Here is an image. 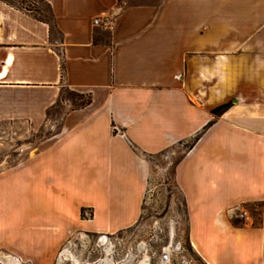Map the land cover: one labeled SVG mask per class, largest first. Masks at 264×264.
<instances>
[{
	"label": "crops",
	"instance_id": "0c3cea01",
	"mask_svg": "<svg viewBox=\"0 0 264 264\" xmlns=\"http://www.w3.org/2000/svg\"><path fill=\"white\" fill-rule=\"evenodd\" d=\"M42 1L49 20L0 0V127L42 120L62 86L88 101L0 160V252L52 264L74 233L133 226L149 159L199 134L174 171L188 241L204 264H264V13L247 31L220 0ZM103 10L113 31L92 23Z\"/></svg>",
	"mask_w": 264,
	"mask_h": 264
},
{
	"label": "rangeland",
	"instance_id": "374dc122",
	"mask_svg": "<svg viewBox=\"0 0 264 264\" xmlns=\"http://www.w3.org/2000/svg\"><path fill=\"white\" fill-rule=\"evenodd\" d=\"M7 1L32 10L33 14L39 18L48 20L50 18L49 9L42 0ZM220 2L222 18L229 17L231 27L236 26L238 29L244 28V30L251 31L258 25L259 17L257 16L264 13V0H220ZM227 24L228 22H222L219 28L229 27ZM223 69L224 65L221 66L222 73ZM34 100H36L35 97L32 99L30 96L28 105L30 114L40 107L33 102ZM87 100L86 94L62 86L56 103L46 108L42 120L36 122L28 117L23 119V123L11 124L9 128L0 127L2 166L18 159L21 153L33 152L40 140L58 131L59 121L66 110L79 106ZM193 141L194 138L183 144H176L149 159V176L138 221L129 228L106 233L113 245L111 256L114 262L137 263L147 255L150 257L151 264H159L167 255L164 259V262L167 261L166 264H204L188 241L184 199L174 177L176 164L185 151L192 146ZM91 216L90 210H83V218L88 219ZM86 235L88 242L85 244L79 238L78 233L70 235L67 241L73 240L75 244L69 248L82 263H94L104 255L99 244V240L103 237L97 233H86ZM2 249L0 247V250ZM56 255L52 264L56 262ZM124 259L125 262H121ZM22 260L26 264H35L25 259ZM64 264L72 263L66 261Z\"/></svg>",
	"mask_w": 264,
	"mask_h": 264
},
{
	"label": "bare ground",
	"instance_id": "6f19581e",
	"mask_svg": "<svg viewBox=\"0 0 264 264\" xmlns=\"http://www.w3.org/2000/svg\"><path fill=\"white\" fill-rule=\"evenodd\" d=\"M220 59L221 60H220L219 64H220V66H222V65H224V60H223L224 58L220 57ZM221 78H223L222 72H221ZM171 234H173V231H171ZM100 235H102V237H103L100 240V242H101V244H104L103 247H104V251H105V258H104L105 263L106 264H115L113 262V259H112V256H111L112 255V247H113L112 242L108 239L107 234L101 233ZM81 241L84 242V238ZM68 243H70V242H68ZM70 245H71V243H70ZM193 247L196 249V245L195 244H193ZM61 256L63 257V259L60 261V264H64V262H66V261L71 262L72 264H84V263H82L79 260V258L77 256H75L73 254L72 250L69 248V245H66L64 248H62L59 251V253H58L57 257H56L55 264L57 263L58 259ZM166 258H167V255L164 256V259H166ZM164 259H162V261L159 264H166L167 261L164 262ZM0 262H1V264H24L23 262L20 261V259L16 258V256L8 255V254H6L4 252H0ZM137 264H151L149 256L145 255L140 260V262L137 263Z\"/></svg>",
	"mask_w": 264,
	"mask_h": 264
},
{
	"label": "built area",
	"instance_id": "2783aa9c",
	"mask_svg": "<svg viewBox=\"0 0 264 264\" xmlns=\"http://www.w3.org/2000/svg\"><path fill=\"white\" fill-rule=\"evenodd\" d=\"M118 14L119 12L117 10H103L99 14L93 17L92 23L95 26H98L106 31H113L116 28L117 22H118ZM246 214L245 211H240V213L237 215L238 217L242 218ZM102 237V235H100ZM106 243V242H105ZM100 247H102V251L104 252V255L102 258H100L98 261L93 262H87L84 264H106L104 261L105 258V251H104V244H101L99 240ZM114 262V261H113ZM121 262H125V259ZM134 262V261H133ZM115 264H119L118 262H114ZM139 263V262H137ZM137 263H130V264H137ZM123 264H128L123 263Z\"/></svg>",
	"mask_w": 264,
	"mask_h": 264
},
{
	"label": "trees",
	"instance_id": "16d2710c",
	"mask_svg": "<svg viewBox=\"0 0 264 264\" xmlns=\"http://www.w3.org/2000/svg\"><path fill=\"white\" fill-rule=\"evenodd\" d=\"M23 9H25V8H23ZM25 10H28V11H31L32 12V10H30V9H25ZM88 101V100H87ZM86 101V102H87ZM85 102V103H86ZM228 106H229V102H225V103H222V104H220L219 106H217V107H215L213 110H212V112L214 113V114H216V115H219V114H221V113H223L225 110H227L228 109ZM199 134H197L195 137H194V141L192 142V144H194L195 142H196V140L199 138ZM82 212H83V210H82Z\"/></svg>",
	"mask_w": 264,
	"mask_h": 264
},
{
	"label": "flooded vegetation",
	"instance_id": "af4514ba",
	"mask_svg": "<svg viewBox=\"0 0 264 264\" xmlns=\"http://www.w3.org/2000/svg\"><path fill=\"white\" fill-rule=\"evenodd\" d=\"M88 241V240H87ZM86 242H83V244H85ZM73 244H75L74 242L71 244V246L73 245ZM143 249V248H142ZM164 255V254H163ZM163 255H162V257H163ZM149 259H150V257H149Z\"/></svg>",
	"mask_w": 264,
	"mask_h": 264
}]
</instances>
